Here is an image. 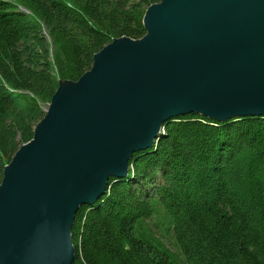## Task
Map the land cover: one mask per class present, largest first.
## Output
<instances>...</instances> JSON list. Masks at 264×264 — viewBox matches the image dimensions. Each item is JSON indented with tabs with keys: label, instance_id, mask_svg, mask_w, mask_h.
Returning a JSON list of instances; mask_svg holds the SVG:
<instances>
[{
	"label": "trees",
	"instance_id": "obj_1",
	"mask_svg": "<svg viewBox=\"0 0 264 264\" xmlns=\"http://www.w3.org/2000/svg\"><path fill=\"white\" fill-rule=\"evenodd\" d=\"M159 1L0 0V182L59 81L113 39L142 37ZM72 234V264H264V116L170 119Z\"/></svg>",
	"mask_w": 264,
	"mask_h": 264
},
{
	"label": "water",
	"instance_id": "obj_2",
	"mask_svg": "<svg viewBox=\"0 0 264 264\" xmlns=\"http://www.w3.org/2000/svg\"><path fill=\"white\" fill-rule=\"evenodd\" d=\"M145 34L118 37L60 80L0 182V264H72V229L164 124L264 116V0H160Z\"/></svg>",
	"mask_w": 264,
	"mask_h": 264
},
{
	"label": "bare ground",
	"instance_id": "obj_3",
	"mask_svg": "<svg viewBox=\"0 0 264 264\" xmlns=\"http://www.w3.org/2000/svg\"><path fill=\"white\" fill-rule=\"evenodd\" d=\"M144 14H145V13H144ZM121 37H122V36H121ZM111 42H112V41H111ZM108 44H109V43H108ZM106 45H107V44H106ZM98 52H99V51H98ZM96 53H97V52H96ZM93 57H94V56H93ZM185 115H187V114H185ZM182 116H183V115H182ZM201 116H202V115H201ZM204 117H205V116H204ZM42 118H43V117H42ZM235 118H239V117H235ZM240 118H241V117H240ZM231 119H233V118H231ZM211 120H212V119H211ZM228 120H230V119H228ZM228 120H226V121H228ZM39 122H40V121H39ZM39 122H38V123H39ZM217 122H218V121H217ZM222 122H224V121H222ZM38 123H37V124H38ZM37 124H36V125H37ZM36 125H35V126H36ZM34 128H35V127H34ZM163 132H164V126H163V129H162L161 133H163ZM33 134H34V130H33ZM32 138H33V136H32ZM32 138H31V140H32ZM29 141H30V140H29ZM29 141H28V142H29ZM28 142H26V143H24V144H22V145H25V144H27ZM22 145H20V147L18 148V150L21 148ZM16 152H17V151H16ZM16 152H15V153H16ZM138 152H139V151H138ZM135 153H136V152H135ZM135 153H134V154H135ZM128 174H129V172H128L125 176H123V177H121V178H124V177L128 176ZM121 178H119V179H121ZM107 189H108V188H107Z\"/></svg>",
	"mask_w": 264,
	"mask_h": 264
},
{
	"label": "rangeland",
	"instance_id": "obj_4",
	"mask_svg": "<svg viewBox=\"0 0 264 264\" xmlns=\"http://www.w3.org/2000/svg\"><path fill=\"white\" fill-rule=\"evenodd\" d=\"M96 204V203H95ZM95 204L94 205H92V206H95ZM169 247H171L172 249H174L170 244H169Z\"/></svg>",
	"mask_w": 264,
	"mask_h": 264
}]
</instances>
